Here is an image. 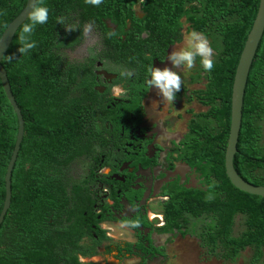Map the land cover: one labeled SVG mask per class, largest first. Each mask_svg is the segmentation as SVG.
Returning a JSON list of instances; mask_svg holds the SVG:
<instances>
[{
    "label": "trees",
    "instance_id": "obj_1",
    "mask_svg": "<svg viewBox=\"0 0 264 264\" xmlns=\"http://www.w3.org/2000/svg\"><path fill=\"white\" fill-rule=\"evenodd\" d=\"M139 1L103 0L93 6L85 0H43L49 18L31 34L35 48L23 55L18 52L19 36L24 24L30 23L28 18L16 32L2 63L22 110L25 131L12 171L11 205L1 223L9 226V253L0 264H50L46 252L51 250L48 245L55 232L46 227L81 224L84 204L79 197L84 190L72 178L70 167L95 152L97 120L86 93L76 91L80 85L76 84L75 64L66 48L79 42L85 24L132 16L133 6ZM141 1L149 15L170 21L185 18L193 30L207 36L216 51L209 86L220 102L215 99L207 115L216 121L222 148L214 157L206 153L203 158L215 163L221 195L207 200L200 197L199 207L190 210L195 216L204 215L201 221L206 226L198 236L208 254L236 261L251 247L254 252L249 264H257L264 259V196L232 184L226 173L225 152L234 75L260 0ZM26 2L0 0V37ZM207 126L211 127L209 122ZM17 133L18 117L0 78V213ZM238 138L236 170L251 183L264 185V34L250 69ZM239 214L241 229L235 232Z\"/></svg>",
    "mask_w": 264,
    "mask_h": 264
},
{
    "label": "flooded vegetation",
    "instance_id": "obj_2",
    "mask_svg": "<svg viewBox=\"0 0 264 264\" xmlns=\"http://www.w3.org/2000/svg\"><path fill=\"white\" fill-rule=\"evenodd\" d=\"M141 2L120 21L85 24L79 42L66 48L76 91L86 93L97 129L95 152L78 160L72 177L84 190L81 224L46 227L55 232L46 252L50 264H178L184 238L207 252L198 236L204 215L190 207H199L200 197L221 195L215 163L203 158L222 148L216 121L207 115L220 97L199 57L191 69H173L182 81L173 100L148 87L149 69L171 68L168 54L193 29L185 18L149 15ZM8 233L1 224V261L8 257Z\"/></svg>",
    "mask_w": 264,
    "mask_h": 264
},
{
    "label": "water",
    "instance_id": "obj_3",
    "mask_svg": "<svg viewBox=\"0 0 264 264\" xmlns=\"http://www.w3.org/2000/svg\"><path fill=\"white\" fill-rule=\"evenodd\" d=\"M34 0H27L22 11L8 24L0 37V78L6 92V95L13 106L18 117V133L14 146V150L9 161L5 182H6V197L3 208L0 213V225L5 218V215L11 205L12 199V171L16 162L18 153L21 148V143L24 137L25 121L22 110L17 103L15 95L13 94L7 69L3 65V58L9 49L16 32L23 22L28 18L29 12L32 9ZM264 34V0H260L258 11L252 25V28L247 36L246 42L240 54L239 62L236 67L234 81L232 86L231 97V122L230 130L228 132V142L225 152V167L226 173L234 186L251 194L264 196V185L254 184L244 179L236 170L234 166V157L238 150V135L242 126L243 105L246 92V85L250 69L256 55L258 46Z\"/></svg>",
    "mask_w": 264,
    "mask_h": 264
},
{
    "label": "clouds",
    "instance_id": "obj_4",
    "mask_svg": "<svg viewBox=\"0 0 264 264\" xmlns=\"http://www.w3.org/2000/svg\"><path fill=\"white\" fill-rule=\"evenodd\" d=\"M85 2L93 6H99L103 0H85ZM48 18L49 9L44 6L43 0H34L32 9L28 15L30 23L24 24L19 36L20 47L18 48V52L20 54H27L35 48L36 42L31 39V34L37 25L47 23ZM184 41L185 43L182 47L173 49L168 54L167 59L172 62L171 68L164 67L161 69L154 66L149 69L150 79L147 80L148 87L152 88L155 86L158 94L169 101L173 100L175 94L180 91L182 83L181 76L173 69L181 66L191 69L194 67L197 57L200 58V63L204 70L211 71L214 67L213 48L207 36L196 30H192L185 35ZM13 55L8 57L9 61L12 60ZM121 75H131V73L122 71Z\"/></svg>",
    "mask_w": 264,
    "mask_h": 264
},
{
    "label": "rangeland",
    "instance_id": "obj_5",
    "mask_svg": "<svg viewBox=\"0 0 264 264\" xmlns=\"http://www.w3.org/2000/svg\"><path fill=\"white\" fill-rule=\"evenodd\" d=\"M187 118H184L182 124L184 125ZM79 161L74 162L71 166V176L75 175L76 165H79ZM238 232V231H237ZM253 249L247 247L241 252V255L236 261H224L215 256H212L205 252L200 243L194 238H184L182 240V250L177 259L178 264H249L253 256ZM257 264H264L262 259Z\"/></svg>",
    "mask_w": 264,
    "mask_h": 264
}]
</instances>
